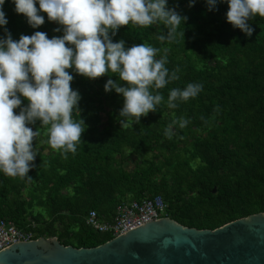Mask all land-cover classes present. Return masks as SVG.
<instances>
[{"label": "trees", "instance_id": "obj_1", "mask_svg": "<svg viewBox=\"0 0 264 264\" xmlns=\"http://www.w3.org/2000/svg\"><path fill=\"white\" fill-rule=\"evenodd\" d=\"M189 3L168 0V8L187 17L172 43L158 39L167 34L162 23L148 27L130 23L115 36L109 33L114 43L123 40L126 49L141 43L160 49L156 59L167 55L170 74L179 68L178 80L150 89L163 101L138 124L121 128L123 96L104 90L109 79L118 80L116 74L90 80L68 70L71 88L81 97L79 112L73 113V119L81 118L86 125L81 142L67 159L48 144L49 153L39 156L38 146L48 138L46 129L39 120L27 125L34 132L41 129L33 140L38 154L27 174L31 180L0 172V220L25 227L30 207L42 204L43 211L28 219L38 224L31 231L34 240L55 237L62 246L91 248L112 235L86 227L83 218L88 211L109 219L120 201L147 195L162 198L169 219L198 230L264 214V17L248 21L252 35L247 36L227 22L225 0H216L212 10L207 0H195L192 7ZM2 10L8 23L0 27V39L5 38V28L15 41L37 31L49 39L63 35L62 27L50 22L46 13H39L44 24L33 28L16 13L13 0H5ZM189 83L201 84V92L168 108L170 90ZM21 100V107H26L28 101ZM19 111L15 109L16 114ZM181 117L190 122L183 129L173 126L169 140L165 128ZM157 150L160 166L141 162ZM126 160L133 162L130 169ZM154 175H161L157 182L151 179Z\"/></svg>", "mask_w": 264, "mask_h": 264}, {"label": "clouds", "instance_id": "obj_2", "mask_svg": "<svg viewBox=\"0 0 264 264\" xmlns=\"http://www.w3.org/2000/svg\"><path fill=\"white\" fill-rule=\"evenodd\" d=\"M0 0V27L8 21ZM17 14L27 18L28 24L38 28L44 24L46 13L50 22L62 27V37L48 38L44 32L12 39L5 28V38L0 39V172L9 177H27L38 152L33 140L46 129V143L60 151L64 159L75 153L86 125L83 119H73L79 112L81 99L71 88L72 69L90 80L113 73L117 81L109 79L105 92L114 90L123 96L119 113L121 128L138 124L142 116L155 112L163 101L158 92L168 83L178 80L179 68L169 73L165 67L167 55L156 59L160 49L147 44L125 48L123 40L113 42L118 29L132 25L148 27L162 23L167 34L160 41L172 43L178 27L187 20L175 8H168V0H13ZM228 4L226 19L234 28L247 36L252 35L248 21L264 17V0H225ZM39 4L37 9L36 4ZM195 4L190 0L189 7ZM209 10L216 0H207ZM58 28L56 31H60ZM183 36V33L181 34ZM165 53L167 49L164 50ZM123 85V86H122ZM201 84L189 83L184 89L170 90L167 107H177L176 101H188L202 90ZM23 97L28 101L21 107ZM19 108V114L15 109ZM37 120L41 129L28 127ZM190 121L181 117L173 120L164 130L171 140L173 126L185 128ZM182 138V137H181Z\"/></svg>", "mask_w": 264, "mask_h": 264}, {"label": "water", "instance_id": "obj_3", "mask_svg": "<svg viewBox=\"0 0 264 264\" xmlns=\"http://www.w3.org/2000/svg\"><path fill=\"white\" fill-rule=\"evenodd\" d=\"M0 264H264V214L213 230L161 218L91 248L39 237L1 250Z\"/></svg>", "mask_w": 264, "mask_h": 264}, {"label": "built area", "instance_id": "obj_4", "mask_svg": "<svg viewBox=\"0 0 264 264\" xmlns=\"http://www.w3.org/2000/svg\"><path fill=\"white\" fill-rule=\"evenodd\" d=\"M168 217L166 203L159 196H143L140 200L120 201L109 219L98 217L92 210L83 218V224L100 233L113 237L142 224ZM38 224L27 219L25 227L17 228L11 221L0 220V251L20 242L34 240L32 229Z\"/></svg>", "mask_w": 264, "mask_h": 264}, {"label": "rangeland", "instance_id": "obj_5", "mask_svg": "<svg viewBox=\"0 0 264 264\" xmlns=\"http://www.w3.org/2000/svg\"><path fill=\"white\" fill-rule=\"evenodd\" d=\"M25 19H26V17H25ZM39 145L40 146H38V149H37V150L40 149L39 156L47 155L49 153V151H48V148H47L46 141H43ZM41 147H43V148H41ZM179 150H180V146L176 147V149H175L174 152L177 153ZM123 151H124V154H126L127 149L124 148ZM160 153L161 152L158 151V150L157 151H152L151 153H149L147 159H142L141 162L144 163V164L147 163V162H152V163L157 164V165L160 166L161 165V163H160V161H161V154ZM132 164H133V162L128 161V160H126V162H125V165H126V168L127 169H130L132 167ZM160 177H161V175H154L153 177H151V179L153 181H156L157 182L158 178H160ZM42 208H43L42 204H33L32 207H30V209H31L30 210V214L27 216L26 219H29V218L31 219V216L30 215H32V214L35 215V214H39L38 212L41 213L43 211ZM50 238H55V237H50ZM55 240L58 242L57 238H55Z\"/></svg>", "mask_w": 264, "mask_h": 264}]
</instances>
